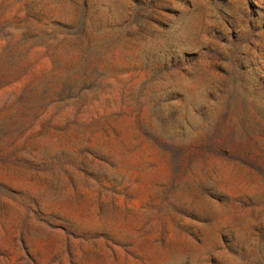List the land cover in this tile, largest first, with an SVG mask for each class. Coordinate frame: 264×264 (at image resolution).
<instances>
[{"label":"rangeland","instance_id":"rangeland-1","mask_svg":"<svg viewBox=\"0 0 264 264\" xmlns=\"http://www.w3.org/2000/svg\"><path fill=\"white\" fill-rule=\"evenodd\" d=\"M0 264H264V0H0Z\"/></svg>","mask_w":264,"mask_h":264}]
</instances>
